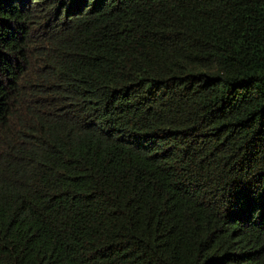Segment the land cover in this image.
I'll return each mask as SVG.
<instances>
[{
	"label": "trees",
	"instance_id": "trees-1",
	"mask_svg": "<svg viewBox=\"0 0 264 264\" xmlns=\"http://www.w3.org/2000/svg\"><path fill=\"white\" fill-rule=\"evenodd\" d=\"M0 264H264V0H0Z\"/></svg>",
	"mask_w": 264,
	"mask_h": 264
}]
</instances>
